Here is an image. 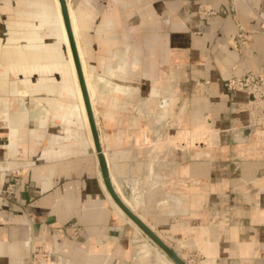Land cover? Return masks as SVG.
<instances>
[{
  "label": "crops",
  "instance_id": "obj_1",
  "mask_svg": "<svg viewBox=\"0 0 264 264\" xmlns=\"http://www.w3.org/2000/svg\"><path fill=\"white\" fill-rule=\"evenodd\" d=\"M71 3L83 59L103 87L97 119L104 120L98 128L111 180L135 208L124 190L136 192L145 176L141 210L166 242L204 254L199 264H264V152L257 149L264 132L245 128L249 96L226 86L230 73L264 68V36L235 39L240 25L260 27L255 12L264 16V0ZM201 3L216 14L200 19ZM68 64L51 0H0V264H31L39 246L50 250L47 264L134 263L140 232L103 186ZM179 85L171 109L161 111L171 118L162 142L132 148L131 136L143 132L136 103L155 110L158 93L169 96ZM172 102L180 103L175 110ZM184 108L187 127L216 142L176 148L178 169L152 186L146 156L174 160V119ZM173 194L195 222L165 213ZM240 247L242 254H229Z\"/></svg>",
  "mask_w": 264,
  "mask_h": 264
},
{
  "label": "rangeland",
  "instance_id": "obj_2",
  "mask_svg": "<svg viewBox=\"0 0 264 264\" xmlns=\"http://www.w3.org/2000/svg\"><path fill=\"white\" fill-rule=\"evenodd\" d=\"M51 1L54 4V0H51ZM72 5H73V3H72ZM51 19L54 22V19L53 18H51ZM96 81L98 83L97 79H96ZM178 87H180V85L175 86L173 88V90H171L172 92H171V95H169V96H164V95L158 93V102H157V106H156L155 110H153L151 108V105L149 103H141V102L136 103L135 109H136V113L142 118V122H143L142 131L143 132H141L137 136H131L130 143H131L132 148L135 145L136 146H143L144 144L149 145L151 143L162 142V139H161L162 135L160 132H162L165 128L170 126L169 124H170L171 118H170V116L167 117L166 115H164L161 111L165 107L171 109V101L168 102L167 105H162L161 101L163 100V98H169L171 100V98L175 96ZM73 89H74V87H73ZM102 89H103V87L98 85V90L101 91ZM74 95L76 97L75 89H74ZM170 96H171V98H170ZM76 100H77V98H76ZM77 103H78V100H77ZM172 103L174 104V106H173L174 110H175L176 106L178 104H180V103H176V102H172ZM96 106H97V108H99L98 103L96 104ZM78 108H79V111L81 113L79 103H78ZM185 109L186 108H184L181 112L179 110V112H180L179 115L175 114V119H174V125L176 126L175 129L180 130V132H179L178 136L175 137L174 140L171 142V144L174 145V149H175V151L172 152V154L174 153V160H172V158H170V157H172V155H169L170 157H166V158H163V156H159V157H151L150 155L146 156V160H147L146 164L148 167H150V170H149V174L151 175L150 185H152V183L156 184L157 183L156 181L160 180L161 176L165 172H167V174H173L174 172H176V170L178 169L179 163L176 164L175 158H177L180 155V152H178V150H176V148H181L182 145L190 144L195 149V146L199 147V146L204 145L208 142H211V143L216 142V136L215 135H205L197 127H195V128H188L187 127V121H188L187 118L191 114H190V111H187ZM156 116H159L160 118H156ZM99 121L101 122V125H103L104 120L101 116H99ZM99 121H98V123H99ZM243 146H246V144ZM252 147H254L253 143H252ZM137 148H139V147H137ZM257 149H259L261 152H264L263 151L264 147H262V145L257 146ZM247 150L243 151V153H247ZM154 166L157 168V171H158L157 176L153 175V173H152V171H153L152 169ZM148 167L146 168L147 170H148ZM126 177L137 178V177H133L130 175L124 176V178H126ZM144 179H146L145 176H142L143 182H140V180L138 179L140 185L138 184L139 188L138 189L136 188V192L132 189L131 186L126 185V187H129V188L124 190L125 195L127 197H129L130 199L134 200V197L136 196V194H140L141 185L143 186L144 183H147L146 181L144 182ZM190 184H191V182H190ZM130 188H131V190H130ZM176 191H177V189H176ZM132 193H133V195H132ZM173 193H178V192H173ZM173 196H177L181 202L179 203V201L176 200V197H173ZM170 198H171V204L169 205L170 206L169 209L165 210V213L166 214L184 215L185 217L188 218V221L192 223V219L195 216L192 215V213H191L192 209L190 208V206H188V204L185 205V202H183L184 201L183 198L179 195H176V194L171 195ZM141 199H142V197H141ZM137 202L140 203V208H138V209L135 208L137 210V212L140 213L141 215H144L147 222L153 226L154 230L164 240L167 239L165 236V232H163L159 228V225H158L156 219L153 218V216L150 213L143 212L141 210V204H142L141 200H139V201L137 200ZM162 205L160 204L157 207V210H160ZM174 207L175 208L177 207L176 209L178 210V212L172 213V209ZM182 207L187 208V210L190 212L186 213ZM193 221L195 222L196 220L193 219ZM137 240L138 241H137V246L135 249L134 263L133 264H161L160 262L158 263L157 261H158V259L161 260V258H165L163 256V251L160 248L156 247L155 244L144 233L140 232V234H138ZM148 242L152 246L151 248H148V247H145L142 245V244H145ZM167 242L170 245V243H171L170 240H167ZM171 244H173V246L176 247L175 248V249H177L176 251L179 252V254L181 256H183L189 262V264H199V261L201 259H205L204 254H199L195 250L182 248L179 245L175 244L174 242ZM243 252L244 251L241 247L240 248H232L231 251L229 252V254H242ZM141 253H142V255H141ZM135 259H136V261H135ZM210 261L211 260L202 261L201 264H204V263L209 264Z\"/></svg>",
  "mask_w": 264,
  "mask_h": 264
},
{
  "label": "built area",
  "instance_id": "obj_3",
  "mask_svg": "<svg viewBox=\"0 0 264 264\" xmlns=\"http://www.w3.org/2000/svg\"><path fill=\"white\" fill-rule=\"evenodd\" d=\"M232 10L235 9L232 7ZM261 24L257 29H248L239 26L235 39L239 43H251L256 34L264 36V16L255 12ZM216 14L212 5L201 3L197 8V15L200 19L207 18ZM206 82H209L208 80ZM226 86L229 91L244 92L249 96L248 117L245 128L250 131L262 130L264 132V68L260 67L244 74L230 73L226 79ZM262 147H264L262 145ZM12 190V189H11ZM10 188L6 192L11 191ZM50 250L43 246L35 247L31 251V264H47Z\"/></svg>",
  "mask_w": 264,
  "mask_h": 264
},
{
  "label": "water",
  "instance_id": "obj_4",
  "mask_svg": "<svg viewBox=\"0 0 264 264\" xmlns=\"http://www.w3.org/2000/svg\"><path fill=\"white\" fill-rule=\"evenodd\" d=\"M60 5H61V9H62L64 21H65V25H66L67 32H68V37H69V41H70V45H71V49H72V53H73V58H74L75 67H76V70H77V75H78V79H79L80 88H81L82 95H83V98H84V103H85V108H86V112H87V116H88V120H89L91 133H92V136H93L94 150H92V153H96V157H97V160H98V166H99V170H100L101 175H102L103 182H104L107 190L109 191V193L111 194V196L113 197L115 202L121 207V209L135 223H137L142 228V230L152 239V241H154L176 264H189V262L183 256H181L171 245H169L152 228H150L121 199V197L118 195V193L116 192V190H115V188L113 186L112 180L110 178L109 170H108L106 157H105V155L103 153V150H102L100 136H99V129L97 127V124H96V121H95V117H94V114H93V109H92V106H91L89 93H88V90H87V86H86L83 70H82V67H81V60L79 58V53H78L77 46H76V43H75V38H74V35H73L71 21H70V18H69L67 0H60ZM62 49L64 51L66 50V47H65L64 44H62ZM170 101L171 100L169 98H163V100L161 101V104L162 105H167L168 102H170ZM134 200H135V202H137V200L138 201L141 200V195L140 194H136V196L134 197ZM135 208H137V209L140 208V203L137 202V205H136Z\"/></svg>",
  "mask_w": 264,
  "mask_h": 264
},
{
  "label": "bare ground",
  "instance_id": "obj_5",
  "mask_svg": "<svg viewBox=\"0 0 264 264\" xmlns=\"http://www.w3.org/2000/svg\"><path fill=\"white\" fill-rule=\"evenodd\" d=\"M67 5H68V12H69V18L71 21V26H72V30H73V35L75 38V43L77 46V50L79 53V58L81 60V67L83 70V74H84V78H85V82H86V86H87V90L89 93V98H90V102H91V106L93 109V114L95 117V121L98 127V119H97V114H98V109L96 107V94L98 91V84L97 81L95 79V76L93 75V73L88 69L87 65L85 64V61L83 59V54H82V49L80 46V42H79V37H78V30H77V22H76V16L75 13L73 11V7H72V3L71 0H67ZM53 8H54V13L57 19V24L59 27V34H60V44L62 46V44L65 45L66 50L64 51L66 56H67V60L68 63L70 65V68L74 74V78H75V84H76V92H77V98H78V102L81 108V114H82V119L84 124L87 127L88 130V134L90 136V140H91V145H92V150H94V141H93V136L91 133V129H90V125H89V120H88V116H87V112H86V108H85V103H84V98L82 95V91L80 88V84H79V79H78V75H77V70L75 67V62H74V58H73V53H72V49H71V45H70V41H69V37H68V32H67V28L65 25V21H64V17H63V13H62V9H61V5H60V0H54V4H53ZM99 129V128H98ZM100 136V133H99ZM239 138H237L238 140ZM240 140V139H239ZM96 154V153H95ZM103 181V179H102ZM113 186L116 190V192L118 193V195L121 197V199L150 227L152 228L143 218L142 216H140L135 208L130 204L129 200L123 195L122 193V188L121 185L119 183H116V181H112ZM103 186L105 187L107 194L109 196L110 202L112 203V205L118 210V212H120L123 216H125V218L131 222V224L134 225V227L141 233H144L151 241L152 239L142 230V228L135 223L122 209L121 207L115 202V200L113 199V197L111 196V194L109 193V191L107 190L104 182H103ZM156 247L160 248L154 241H152ZM161 249V248H160ZM162 250V249H161ZM163 251V250H162ZM147 255V254H146ZM163 256L165 257L164 259H161L160 261L162 262V264H176L164 251H163ZM157 260V259H156Z\"/></svg>",
  "mask_w": 264,
  "mask_h": 264
}]
</instances>
